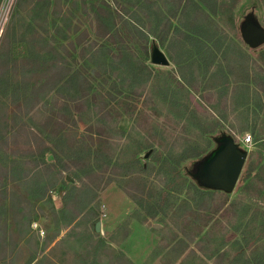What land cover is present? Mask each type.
<instances>
[{"label": "rangeland", "instance_id": "obj_1", "mask_svg": "<svg viewBox=\"0 0 264 264\" xmlns=\"http://www.w3.org/2000/svg\"><path fill=\"white\" fill-rule=\"evenodd\" d=\"M185 1L85 0V5L84 0H61L70 38L56 34L51 43L71 72L86 81L40 94L36 105L22 97L24 82L30 86L34 78L23 81L13 62L4 68L0 118L18 113L22 127L13 135L1 134L0 185L21 199L33 190L44 198L32 201L34 210H15L16 216L0 192V264H29L35 257L37 264H264V43L252 47L244 37L248 21L264 28V0H216V13L190 3L188 17L206 23L210 47L188 44L173 29L160 43L156 36L168 20L173 27L179 24ZM51 9L48 24L53 25ZM94 9L109 33L91 25ZM39 14L41 22L45 13ZM79 35L83 52L71 44ZM153 41L169 65L151 62ZM26 48L14 44V56ZM124 56L134 61L137 75L127 70ZM64 101L74 116L65 117L68 135L60 151L50 132L57 133V120L65 119L58 110ZM248 133L253 142L246 145ZM75 134L101 150L100 159H90L96 174L86 175L87 159L75 154L84 145H72ZM225 137L247 153L232 191L203 185L196 175L197 158L173 163L189 144L209 158ZM46 145L61 164L51 152L43 160L40 150ZM168 154L174 169L166 164L164 171ZM136 159L151 166L143 170ZM76 166L81 179L71 177ZM14 176L21 179L14 182ZM194 186L208 193L200 195ZM166 190L171 194L167 210L153 216L149 204L161 202Z\"/></svg>", "mask_w": 264, "mask_h": 264}, {"label": "trees", "instance_id": "obj_2", "mask_svg": "<svg viewBox=\"0 0 264 264\" xmlns=\"http://www.w3.org/2000/svg\"><path fill=\"white\" fill-rule=\"evenodd\" d=\"M30 0H18V2L15 4L16 10L14 13V16L12 20L10 21V26L7 29L2 42L0 44V78L2 76V72L5 67H7L9 62H13L15 64V73L20 74L22 77V80L25 81L26 77L34 78V80L31 82L30 86L25 85V82L23 84V92L22 97L25 98L26 102H29L31 106L36 105L39 101V95L43 94L46 95L49 92H54L57 94L58 92H61L65 90L69 84H76L78 85L83 84L82 78L79 77L78 72H71V68H68L69 64L65 60L63 53L59 49L58 46H54L51 43V38L54 37L56 34L62 35L63 39L70 38V35L68 33V30L64 29L63 23L66 22V14H63L62 7H61V0H37L35 6H30L29 4L33 1ZM182 0H180L181 2ZM190 3L195 4L198 6L197 8L203 9V10H210L211 13L217 12V1H213L214 4L210 2V0H186L185 4H183L180 8L182 17H180L179 24L176 26H172V22L168 20L165 23L164 30L158 33V36H156L160 43L164 44L167 41V34L171 32L173 29V33L177 32L180 35H183V39L188 44H192L195 42H200L201 44H198L200 48H209V43H211V38L209 37V28L207 27L206 23L204 21H199L198 19H190L188 17L190 9L193 7ZM84 4L86 5V2L84 0ZM30 7V10H27ZM52 7V19H53V25L48 24V16H49V9ZM86 8V7H85ZM38 9V12H37ZM42 11L45 13V17L41 22H39V16ZM27 12V13H26ZM94 16L91 19V25L92 26H98L100 27L104 26L103 33L107 34V25L108 23H105L104 20L99 16V9H94ZM36 13V16L34 15ZM26 14H28L31 17H27ZM186 15V18L183 19V16ZM58 19V20H57ZM50 26H52L50 28ZM68 26L70 29V24L68 23ZM102 30V29H101ZM54 33V36H53ZM87 32L85 31L83 35H86ZM82 36H77L76 42H71L72 46H78L81 47V52L84 51L86 48L85 45H82ZM16 43H22L26 45V52L21 55L14 56L13 54V45ZM193 45V44H192ZM61 46V45H60ZM145 55H148V47L145 46ZM123 61L126 64L127 70L133 71L135 75H137L136 67L134 65V61H132L128 56L123 57ZM19 62V64H18ZM20 66V70L17 72L18 67ZM142 70V68H140ZM79 84V85H80ZM110 93V92H109ZM69 102L64 101L60 102V106L58 107L59 112L61 113L62 117H66L67 114H70L71 117L74 116V112L69 107ZM7 114L6 112H3ZM18 113H14L11 116H5L0 118V137L1 134L4 133L13 135L14 131L16 129L22 127L18 126L17 124V116ZM69 116V115H68ZM11 118V119H10ZM69 119H58V125L59 128L57 130V133L54 134V140L55 144H59L58 147L60 151H64V148L61 147V141L67 137V127H66V121ZM74 119V118H73ZM75 123L76 120H75ZM78 125V124H77ZM90 124L86 127V132L88 133L89 130L91 131ZM124 133V132H123ZM90 135V140L93 142L94 136L91 133H88ZM74 140L72 141V145H75L76 143H80V145H84V148L79 152L78 150L75 152L77 154V157L81 160L83 158L87 159L85 169L87 174H96L97 168L94 165H91L90 159L95 158L97 161L100 159L98 157V154H101V150L95 149L91 144L88 142L86 143L85 138L83 139L81 136L79 137L78 134H75ZM82 140H78L81 139ZM94 144V142H93ZM69 147V146H68ZM69 148H72L71 146ZM41 156L43 157V160H45V155L47 152H51L53 157H55L56 163H62L61 158L59 154L53 150V148L46 145L44 149L40 150ZM203 151H201L197 146L189 144L187 145L179 154L177 158L174 159L173 163L180 164L182 161L189 159V158H197L199 162L203 160L201 158ZM171 155H167L164 159V163L161 166V169L164 171L166 170V164L169 165L171 169H174V164H172L169 160L171 159ZM106 160V158H105ZM176 161V162H175ZM107 163H110V159L107 158ZM137 165H139L143 170H148L151 166L150 164H140L139 160L136 159ZM62 169L68 170L69 167L65 164H62ZM78 170H75V172H72L71 177L72 179H81V175H79V166H76ZM82 169V168H81ZM15 182L21 179V177H15L12 178ZM108 180L107 182H109ZM106 182V183H107ZM7 185H0V192H4L5 195L2 198L6 204L5 207L9 208L10 210H13L15 213V210H34L33 200H40L44 198V194L37 197V191L33 190L28 192L27 195L22 196L23 199H21L20 195H16L13 192H10V189L6 187ZM193 186V185H192ZM196 188V191L202 195L204 192L201 190V188ZM103 188V187H102ZM13 193V195H12ZM130 197L134 199L137 203V199L133 196V194L129 193ZM163 195V199L161 202L154 201L149 204L150 208L154 210L152 213L153 216H155L159 211H166L167 210V203L169 201V198L171 196L169 190H166L165 193L161 194ZM95 194L91 196L90 199L87 200L86 206L87 207L92 200L94 199ZM141 203V202H140ZM15 216V215H14ZM17 216V213H16ZM32 219L29 218L28 222H30ZM28 233V232H26ZM128 260V259H127ZM129 262H132L128 260ZM30 264V263H29Z\"/></svg>", "mask_w": 264, "mask_h": 264}, {"label": "water", "instance_id": "obj_3", "mask_svg": "<svg viewBox=\"0 0 264 264\" xmlns=\"http://www.w3.org/2000/svg\"><path fill=\"white\" fill-rule=\"evenodd\" d=\"M244 37L250 46L257 47L264 43V28L248 21ZM150 60L154 64H170L169 58L156 41L152 43ZM246 159L247 153L242 151L232 138L225 137L219 150L199 162L196 175L203 185L232 191L239 180ZM100 226L101 222L98 221L95 226L97 231H100Z\"/></svg>", "mask_w": 264, "mask_h": 264}, {"label": "built area", "instance_id": "obj_4", "mask_svg": "<svg viewBox=\"0 0 264 264\" xmlns=\"http://www.w3.org/2000/svg\"><path fill=\"white\" fill-rule=\"evenodd\" d=\"M10 3H11V1H7V0H2L0 3V44L2 42L4 35H5L6 28L8 26L9 20H10L12 7L15 4V3L10 4ZM243 141L245 142L246 145L251 144L253 142L252 134L251 133L246 134L244 136ZM104 214H105V212H104ZM37 225H38L37 223H33L34 227H38ZM40 232L43 233V230H41Z\"/></svg>", "mask_w": 264, "mask_h": 264}, {"label": "crops", "instance_id": "obj_5", "mask_svg": "<svg viewBox=\"0 0 264 264\" xmlns=\"http://www.w3.org/2000/svg\"><path fill=\"white\" fill-rule=\"evenodd\" d=\"M34 227V226H33ZM40 227V226H39ZM101 227H102V223H101V226H100V231H101ZM37 231H39V228L38 227H34ZM95 230H96V228H95ZM97 231V230H96ZM100 231H97V232H100ZM41 233V232H40ZM41 234H43V233H41ZM57 236H58V234H57ZM39 258H37V257H35L32 261H31V263L30 264H37L38 263V260ZM35 262V263H34ZM37 262V263H36Z\"/></svg>", "mask_w": 264, "mask_h": 264}]
</instances>
